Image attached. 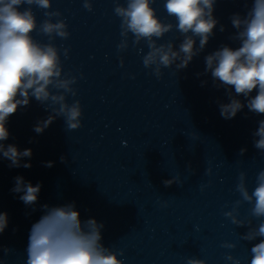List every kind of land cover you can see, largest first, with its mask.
<instances>
[{"label": "water", "instance_id": "obj_1", "mask_svg": "<svg viewBox=\"0 0 264 264\" xmlns=\"http://www.w3.org/2000/svg\"><path fill=\"white\" fill-rule=\"evenodd\" d=\"M163 4L154 0L152 6L163 22L175 24ZM92 5L88 11L83 0H52L48 10H59L62 15L53 22L64 19L70 32L67 40L57 37L53 43L60 49L64 73L77 77V94H68L67 102L80 101L81 127L69 130L59 117L37 134L34 126L51 110L35 98L8 119L10 135L3 143L31 149L32 155L21 161L30 163L29 168H10L0 155V213L8 216L0 234V264H25L29 232L43 205L73 202L82 221L103 223L102 243L122 250L124 264H187L190 257L233 264L227 254L250 264V248L259 240L243 241L247 228L233 225L224 213L241 199L239 174L246 173L251 192L257 173L264 170V153L253 145L264 115L245 106L234 118L224 119L219 105L230 102L228 90L216 87L211 74H205L204 57L224 44L238 46L229 39L235 32L230 17L245 14L251 0H217L218 24L204 51L186 69L173 65L162 69L160 77L143 65L148 51L144 42L133 47L130 34L129 47L118 50L122 37L115 0H92ZM33 11L38 24L46 19V10ZM33 36L49 42L38 30ZM182 39L173 29L158 43L173 41L178 47ZM236 98L246 103L243 96ZM241 149H246L243 155ZM17 176L41 185L35 205L26 206L22 193L12 191ZM173 177L177 184L166 187L163 182ZM250 208L241 204L239 218L258 226ZM225 242L236 248L222 247Z\"/></svg>", "mask_w": 264, "mask_h": 264}, {"label": "clouds", "instance_id": "obj_2", "mask_svg": "<svg viewBox=\"0 0 264 264\" xmlns=\"http://www.w3.org/2000/svg\"><path fill=\"white\" fill-rule=\"evenodd\" d=\"M153 2L125 0L121 4L115 0L114 14L120 18L122 37L117 48L124 51L129 47L130 34L133 47L144 42L148 51L143 55V65L160 77L162 69L173 65L178 71L186 69L204 51L218 24L214 17L217 0H164L163 7L168 16L175 19V24L163 22ZM34 7L46 10V19L39 24ZM51 7L52 0H0V155L10 161V168L31 167L30 163H21L23 158L31 157V149L21 151L16 145L6 146L3 142L10 135L6 127L9 117L19 107H27L32 98L51 110L46 119L34 126L37 134L43 133L59 117L64 119L69 130L81 127L80 101L67 102L68 94H77L73 88L77 77L64 73L60 49L53 43L57 37L67 40L70 32L64 19L53 22V18L62 14L59 10L48 11ZM83 7L92 11V0H83ZM230 20L235 32L229 39L238 46L224 44L206 55L205 74H211L216 87L228 90L230 102L219 105L224 119L234 118L245 106L250 112L264 115V0H251L245 14L234 13ZM173 29L183 37L178 47L173 41L158 43ZM37 30L48 37V43L34 38ZM219 30L224 32L225 27L220 25ZM68 51L64 49L65 57ZM120 63L122 66L123 59ZM254 90L256 95L253 96ZM239 96H243L246 103L236 98ZM253 136L258 138L254 139V147L264 153V119L258 121ZM245 151L241 149V155ZM46 166H52V162ZM177 182L178 177H173L163 183L168 187ZM255 182L250 192L246 173L239 174L236 191L241 199L224 215L233 225L247 228L241 234L243 241L259 240L250 248V264H264V219H261L264 218V170L257 173ZM40 189V184L34 186L22 176L14 178L12 191L22 193L19 198L26 206L36 204ZM243 203L251 205L249 215L260 221L258 226L253 227L251 219L239 218V207ZM42 209L43 214L29 232L25 264H124L119 258L122 250L114 251L102 243L103 223L94 218L82 221L74 202L63 206L43 205ZM7 226V213H0V234ZM222 247L234 249L236 244L225 242ZM9 252L4 249L5 254ZM225 258L233 264H241V260L231 254ZM187 264H206V261L190 257Z\"/></svg>", "mask_w": 264, "mask_h": 264}]
</instances>
